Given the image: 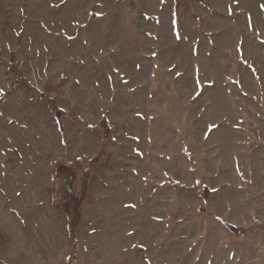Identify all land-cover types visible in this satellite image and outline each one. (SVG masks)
Masks as SVG:
<instances>
[{"label":"rangeland","instance_id":"rangeland-1","mask_svg":"<svg viewBox=\"0 0 264 264\" xmlns=\"http://www.w3.org/2000/svg\"><path fill=\"white\" fill-rule=\"evenodd\" d=\"M102 151L74 239L53 161ZM0 235L3 264H264V0H0Z\"/></svg>","mask_w":264,"mask_h":264},{"label":"trees","instance_id":"trees-1","mask_svg":"<svg viewBox=\"0 0 264 264\" xmlns=\"http://www.w3.org/2000/svg\"><path fill=\"white\" fill-rule=\"evenodd\" d=\"M49 101L53 113L55 114L59 122L62 123L66 111H64L59 106L56 97H49ZM100 126L105 131V137L109 138L113 131L112 123L109 122L105 117H103ZM102 159L103 151L87 161L81 160L82 163L80 165H77L75 162L68 161L63 158L53 161V182L57 189V196L59 197L55 201V205L58 209H63V211L67 215L68 230L71 234V237L74 239H76L75 235L83 216V202L88 195V177L94 166H96ZM79 170H82L86 176L82 184L80 193L76 191L75 187ZM188 189L193 190V187H190ZM205 196L207 197V192H205ZM227 228L231 232H237V230L230 224H227ZM0 239H2V235H0ZM72 260L73 258L70 257L69 261L66 264H71ZM0 264L3 263L0 262Z\"/></svg>","mask_w":264,"mask_h":264}]
</instances>
